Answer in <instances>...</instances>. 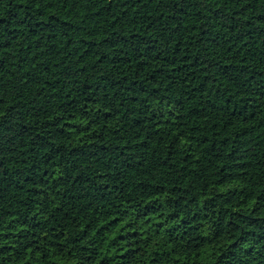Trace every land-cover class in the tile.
<instances>
[{"label":"trees","instance_id":"obj_1","mask_svg":"<svg viewBox=\"0 0 264 264\" xmlns=\"http://www.w3.org/2000/svg\"><path fill=\"white\" fill-rule=\"evenodd\" d=\"M0 264H264V0H0Z\"/></svg>","mask_w":264,"mask_h":264}]
</instances>
